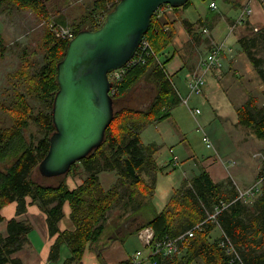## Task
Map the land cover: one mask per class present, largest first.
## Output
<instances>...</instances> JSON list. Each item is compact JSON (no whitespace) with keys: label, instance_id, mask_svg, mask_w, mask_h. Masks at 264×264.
<instances>
[{"label":"trees","instance_id":"trees-1","mask_svg":"<svg viewBox=\"0 0 264 264\" xmlns=\"http://www.w3.org/2000/svg\"><path fill=\"white\" fill-rule=\"evenodd\" d=\"M66 1L0 0V12L31 10L40 19L67 26V19L61 13ZM120 1L95 0L91 9L71 25L75 36L83 30L96 31L101 28L107 15ZM224 2L236 5L234 0ZM191 4L192 0H189L183 7L171 8L183 15ZM165 7L170 6H162L153 16L144 37L155 55L147 58L145 63L127 67L117 85L118 94L114 97L116 112L103 145L73 165L65 176L44 178L39 165L47 156L51 136L56 131L52 111L59 91L57 67L64 59L70 41L57 37L52 27H47L40 46L44 52V64L35 70V62L30 59L33 56L26 53L21 67L11 76L18 86H15L12 103L3 107L11 117L12 124L0 130V222L4 221L1 210L5 206L18 202L20 215L27 210L26 199L31 198L46 213L50 235L58 236L52 246L50 261L56 262L61 246L67 244L71 257L64 264H82L87 250L93 251L100 263L105 264L103 251L116 239L106 242L104 247L99 243L107 231L116 227V220L109 223L115 209H119V220L126 214H129L126 220L138 215L147 217L146 223L135 234L150 227L155 234V243L184 234L207 221L220 208L216 221H207L185 245L181 256L159 253L151 257L153 264H194L199 260L204 264L237 263L232 262L225 248L220 247V240L224 238L235 247L243 264H264V182L257 192L260 193L258 199L250 205L248 200H238L239 192L230 180L215 183L210 174L203 170L192 179L185 180L173 192L162 211L155 212L153 208L158 176L164 172V167L157 163L159 146L143 143L140 132L151 124L170 119L172 110L182 104L173 77L165 69L173 59L170 48L176 35L174 22L164 21L160 17L161 9ZM183 23L189 31L195 26L186 19H183ZM244 26L248 28L249 23L246 22ZM2 45L0 41V47ZM239 45L264 86V58L257 52L259 46L264 45V28H249V34L239 39ZM145 78L157 87V95L149 109L118 108L122 98ZM262 93L264 98V90ZM30 99L40 102L44 109L35 113ZM237 115L238 124L264 142V104L259 106L258 97L251 93L248 101L238 108ZM34 127L40 136L35 133ZM102 173H115L117 176L111 188L105 189L102 185ZM81 174L84 175L83 183L71 190L68 178ZM262 176L264 166L258 179ZM66 203L71 206L75 230L62 232L59 223L63 219ZM217 228L221 234L213 238L216 237L213 234ZM30 231L31 226L25 222L16 219L9 221L8 235L0 234V264H22L15 254L29 244Z\"/></svg>","mask_w":264,"mask_h":264},{"label":"crops","instance_id":"crops-1","mask_svg":"<svg viewBox=\"0 0 264 264\" xmlns=\"http://www.w3.org/2000/svg\"><path fill=\"white\" fill-rule=\"evenodd\" d=\"M212 2L216 3V9L211 8ZM234 3L236 5L225 3L226 6H223L222 10L221 4L217 0H210L208 8H201L197 12L199 16L197 20L189 17V12H191L193 5L187 8L183 15L174 11L171 7H167L160 17L164 21L174 22L176 33L170 48V54L173 56V59L166 64V72L169 76L173 77L172 81L181 99L189 93L188 82L191 78L197 75L205 76L206 84L204 91L202 95L194 98L192 107L197 108L200 102L203 105H208L210 119L218 123L223 131L219 138L218 127L216 126L215 135H212V137L217 141L219 148H215L213 156L211 155L207 159L203 156V159L200 161L192 148L186 147L189 158L183 172V178L190 180L205 170L210 174L215 183L226 182L228 181L227 178L229 176L227 172L229 173V170L221 163L220 159L224 161L234 160L237 164L232 167V175L230 173L229 175L232 181H234V177L238 180L239 184L234 182L239 191L250 186L252 187L258 180L261 171L260 165L256 163V160L252 162V159L246 155L245 150L240 149L241 146L237 143L236 137H233L231 134L233 129H238L240 126L238 124L237 110L248 100V94L251 92L248 89L251 80L249 74L255 73L252 63L246 54L241 51L239 39L249 34V28L256 30L264 28V0H234ZM245 7H250L253 13L250 17H246L239 23L238 20ZM219 10L220 12L218 13ZM237 11L240 14L238 13V16L235 15L234 18L233 15ZM183 19L194 24L193 28L195 29L190 28L189 31L185 27ZM246 22L249 23L248 28L244 26ZM220 44H223L225 47V51L221 55L223 67L217 71L206 70L205 61L209 52L213 47ZM140 90L144 93L151 92L152 95L147 100L140 96L134 99L133 95ZM132 92V94L122 98L119 103L120 107L118 108H129L140 111L148 110L154 97L157 95V87L150 79L145 78L134 87ZM182 104L172 110L170 119L149 125L154 128L152 131L153 136L149 137L150 142H144L146 145L154 143L159 146L157 163L160 167H164V172L158 176L157 180L156 195L153 202L156 205L158 185L162 180L168 178L165 175L169 171V163L172 157L176 156L172 149L184 144L186 139L180 127V110L184 106ZM193 108L190 111L193 115H196L197 113ZM173 121L178 124V128L174 125ZM196 124L202 128L200 120H197ZM147 127L140 132L141 136ZM257 155H254V158ZM198 164H201L202 169L200 173L196 174L195 169ZM83 176L82 174L76 177L70 176L67 180L69 188L74 190L80 186L83 183ZM100 178L105 189L111 188L117 181L115 173H102ZM182 184L180 185L182 186ZM26 201L27 210L23 214H18V202L10 203L1 210V216L4 218V221L0 222V234L3 236L8 235V223L11 220L16 219L25 222L31 226V231L28 235L29 244L16 253L15 257L19 258L22 264H64L71 257L68 245L63 244L61 246L60 256L56 262L50 261L52 246L58 236L53 237L50 235L47 215L41 210L39 205L34 203L31 198H27ZM71 213V206L69 203H66L64 205L63 219L59 223V228L62 232L75 230ZM127 217H129V214H126L121 220L118 219V215H114V217L110 216L109 223L114 220L121 222L117 223L116 227L107 231L99 243L101 247H104L106 242L116 239L115 242L103 251L105 264H120L126 261L133 262L137 253H141V255L133 264H153L151 249L139 237V233L135 234V231L146 223L147 217L138 215L126 220ZM218 230L220 231V229ZM108 233H110L109 236L105 238ZM82 264L101 263L93 251L87 250Z\"/></svg>","mask_w":264,"mask_h":264},{"label":"water","instance_id":"water-1","mask_svg":"<svg viewBox=\"0 0 264 264\" xmlns=\"http://www.w3.org/2000/svg\"><path fill=\"white\" fill-rule=\"evenodd\" d=\"M188 2L121 0L101 28L83 30L69 42L57 67L59 91L52 111L56 131L39 165L44 178L67 175L103 145L116 112L110 74L133 59L162 6L180 8Z\"/></svg>","mask_w":264,"mask_h":264},{"label":"rangeland","instance_id":"rangeland-1","mask_svg":"<svg viewBox=\"0 0 264 264\" xmlns=\"http://www.w3.org/2000/svg\"><path fill=\"white\" fill-rule=\"evenodd\" d=\"M94 1L95 0H67L66 3H64V7L61 11L62 15L65 16L67 19V23H68L67 26L56 24L57 22L49 23V21L40 19L31 10L13 9L11 12L8 13L0 12V41H2L3 44L0 47V130L9 127L12 124L11 117L4 110L3 107L10 105L13 101L15 86L18 85L16 84V80H14V78H11V76L15 72H17L21 67V63L24 55L27 53L30 54V56H33L30 57V59L33 60V62H35V70L39 69L44 64V52L40 49V46L43 42L45 29L47 27L48 28L52 27L55 33H57L62 28L72 30L73 28L71 27V25L77 22L80 19L81 15L85 13L86 10L91 9ZM209 1L210 0H192V4L189 7H191L192 5L193 6L191 12H189V17L192 18L193 20H197L199 18L197 12L201 8L202 9L208 8ZM217 1L219 4H221L220 6L221 9L223 10L222 7L226 6V4L224 3L225 0H217ZM166 8L167 7L161 9V12L163 13ZM219 12L220 10L218 11V13ZM238 13L240 14V12L238 11L235 12L234 15L232 14L233 17L235 18V15L238 16ZM53 20H56V18H54ZM258 49H259L257 50L258 55L264 58V45H260ZM161 61L162 59L160 58V62ZM249 75L251 78L250 86L248 88L251 91L249 94L252 93V95L258 97L259 106H262L264 104V98L262 93L264 90V86H262L260 77L258 76L256 71L255 73H250ZM132 90L126 96L132 94L133 93ZM21 91L24 92L23 89H21ZM249 94L247 99L250 98ZM151 95H152L151 92L144 93L141 92L140 90L136 92L135 95H133V98L135 99V97L140 96L141 98L147 100ZM196 97L197 96L194 95L191 98L192 100H190L189 106L182 104L184 106H182L180 110V116H179L181 120L180 127L182 128L186 139L184 141V144H181V146H176L172 149L174 155H176L179 158V164L177 165V168L173 166H169L170 167L168 169L169 171L165 175V177L168 178L162 180L158 185V189H157L158 195L155 201L157 205L153 203V208L155 212L162 210L166 205L167 201L169 200L170 196L172 195L171 193H173L175 189L179 188L181 186L180 184H182L184 180H187V178L185 179L183 178L184 177L183 172L187 165V160L189 158V156L187 155L186 147L192 148L194 154H196V156L200 161L203 159V156L206 157V159L209 158L211 155L213 156L215 148L216 149L219 148L217 141L212 137V135H215L216 126L218 127L217 132H219L218 133L219 138L221 137L223 131L218 123L210 119L208 105H203L200 102L197 108L192 107L194 98ZM30 103L34 108L35 113H38L40 110L44 109V105H42L37 100L30 99ZM191 108H193L194 110H200V113L193 115L190 111ZM50 112L51 110H49V113ZM197 120L201 121L202 128H200L199 125L196 124ZM173 122L174 125L178 128V124H176L175 121ZM153 129L154 128L152 126H149L144 130L141 136L143 143L150 142L149 137L153 136V132H152ZM34 130L35 133H37L40 136L39 132H37L36 127H34ZM203 133H206L210 137L213 148L207 147L206 143L203 141ZM231 134L233 137H236V140L238 141L237 143L239 144V146H241L240 149L245 150L246 155L252 159V162L256 160V163L260 165V168L262 170L264 166V142L258 140L249 129L242 126H239L238 129H233ZM256 154L258 155L256 158H254V155ZM201 169H202L201 164L196 165L195 173L196 174L200 173ZM232 170L233 168H229V173L231 175H232ZM229 173L227 172L229 176L227 180H230L232 186H234L237 189L235 182H237L238 184L239 182L236 179V177H234L235 182L232 181ZM253 185H255V183ZM246 189H242V190H246ZM259 195L260 193H257L253 199L248 200V202L251 203L250 205H252L253 204L252 202L258 199ZM119 213H120L119 209H115L110 216L114 217V215H118ZM120 222L121 221L117 223ZM109 234L110 233H108L105 238H107ZM213 235L216 236L213 238L219 237L220 231L216 229ZM194 264H204V263L203 261L199 260Z\"/></svg>","mask_w":264,"mask_h":264},{"label":"built area","instance_id":"built-area-1","mask_svg":"<svg viewBox=\"0 0 264 264\" xmlns=\"http://www.w3.org/2000/svg\"><path fill=\"white\" fill-rule=\"evenodd\" d=\"M211 8L216 9L217 5L216 3L212 2L211 3ZM162 13V12H161ZM160 13V15H161ZM253 13V10L250 7H245L243 9L242 15L239 18L238 22H242L246 17H250ZM57 36L59 38L71 41L73 38H75V34L73 29H65L62 28L59 30L57 33ZM225 51V47L223 44L216 45L215 47L212 48V50L209 52L206 61H205V68L206 70H220L223 67V62H222V53ZM155 52L153 48L151 47L150 43L143 39L138 51L136 52L135 56L133 59H131L127 65H125L123 68L118 69L110 74V80L113 83V87L111 89L110 94L113 96V98L118 94V88L117 85L118 83L121 82L123 76L126 73L127 67L137 65L139 63H145L146 59L154 56ZM206 84V79L205 76L203 75H197L193 78L190 79L188 82V95L184 98H182V103L184 105L189 106L190 105V100L191 97L196 95H202L204 91V87ZM197 114L200 113V110H195ZM203 141L206 143L208 148H213L211 144V139L210 137L206 134L203 133ZM221 163H223L227 170L229 168H232L235 166L237 163L234 160L230 161H224L223 159H220ZM179 164V158L177 156H174L169 165L173 167H177ZM264 182V176L259 178L255 185H253L251 188L246 189V190H239V197L238 200L242 201H247L249 199H253L257 192L260 191V188ZM220 208H218L214 214L210 215L207 221H216L217 215L220 213ZM200 223L196 225L194 228L188 230L184 234L176 237V238H169L166 240H160L156 241L154 243V231L152 228L147 227L139 232V237L146 242V244L149 246L151 249V257L153 255L163 253L165 256H181L183 254V249L185 248V245L196 236L197 231L201 230L203 228V225L207 222ZM220 247L225 248V251L232 257V262H237L234 264H243L239 254L237 253L235 247L230 243L228 239H222L220 240ZM141 255V253H137L136 257L133 259V262H136V259ZM132 262V261H131ZM132 262V264H133Z\"/></svg>","mask_w":264,"mask_h":264},{"label":"bare ground","instance_id":"bare-ground-1","mask_svg":"<svg viewBox=\"0 0 264 264\" xmlns=\"http://www.w3.org/2000/svg\"><path fill=\"white\" fill-rule=\"evenodd\" d=\"M139 233V232H138Z\"/></svg>","mask_w":264,"mask_h":264}]
</instances>
